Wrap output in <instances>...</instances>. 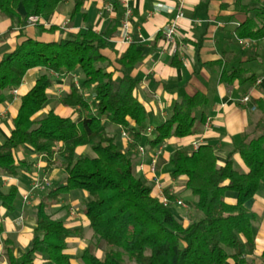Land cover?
Masks as SVG:
<instances>
[{"label":"trees","instance_id":"trees-1","mask_svg":"<svg viewBox=\"0 0 264 264\" xmlns=\"http://www.w3.org/2000/svg\"><path fill=\"white\" fill-rule=\"evenodd\" d=\"M61 1L0 0V14L11 21L8 31L14 25L23 29L31 16L50 15ZM75 2L73 12L81 4L79 0ZM233 4L244 15L234 27L235 36L248 41L264 38V3L234 0ZM227 5L221 3L220 7ZM112 34L113 29L99 33L86 29L73 38L58 41L26 38L0 60V103L7 99L8 91L21 83L29 69L44 70L19 98L10 135L0 144V174H17L18 167L26 162L17 161L14 152L24 146L43 155L46 167L59 161L66 172L64 183L47 188L46 196L35 206L29 248L16 256L12 240L3 239L7 264H30L36 254L45 256L49 264H71L66 252L67 239L78 232L53 218L47 202L77 189L88 196L83 211L93 236L105 244L102 257L85 249L80 256L81 264H226L229 259L231 264H264V249L258 261L249 259L255 247V214L246 207L259 186L264 185V99L254 102L259 116L235 148L245 172L234 168L231 154L223 165H218L214 147L209 144H200L193 150L179 147L171 154V175L184 177L185 189L195 197L192 205L203 215L185 224L153 194L147 180L134 174L132 159L103 126L106 121L120 127L131 138L132 145L138 143L148 127L146 109L134 94L138 79L127 73L140 60L141 52L136 40H132L119 58L122 75L114 77L112 71L106 70L108 59L101 52ZM77 70L82 74L79 86L71 82L60 103L78 109L80 118L60 116L53 110L36 116L48 100L47 89L53 81L50 72ZM234 80L253 83L255 75L242 65L223 67L220 81L230 84ZM85 90L92 91L90 100ZM206 103L207 97L201 92L184 95L174 103L164 122L153 129L148 139L150 146L171 137L191 135L196 121L193 112ZM87 144L95 156L77 155L76 149ZM227 192L234 193L233 204L225 201ZM16 195L14 185L6 192L0 188V204L12 209ZM167 198L170 204L172 196Z\"/></svg>","mask_w":264,"mask_h":264},{"label":"crops","instance_id":"crops-1","mask_svg":"<svg viewBox=\"0 0 264 264\" xmlns=\"http://www.w3.org/2000/svg\"><path fill=\"white\" fill-rule=\"evenodd\" d=\"M79 1L81 4L76 12H73L75 0H62L53 13L36 17L34 22L29 20L23 29L14 25L8 31L11 21L0 14V60L6 53L12 51L17 43L26 38L49 42L73 38L78 31L86 29L98 33L113 29L112 36L101 52L108 59L106 70L112 71L114 77H120L122 75L119 69L120 55L132 40H136L141 58L127 69V73L138 79L134 94L146 109L147 119L151 123L147 126L151 131H145L138 143L132 145V141L129 142L123 137V130L116 126L120 130L121 142L115 141V143L126 154L127 151L132 154L127 155L132 159L134 174L147 180L156 197L158 189L154 179L158 180L166 197L172 196L170 207H181L191 215L192 213L189 212L191 208L188 205L184 207L174 203V200H181L179 194L182 190H188L185 189L184 177L171 175L169 158L176 148L193 150L191 145L193 142L199 145L209 144L214 147L218 165H223L228 154H231L233 164L235 162L239 168L246 171L235 148L243 139L244 132L259 116L254 102L264 99V38L248 41L235 36L234 27L244 19V15L235 10L234 0ZM260 1L264 3V0ZM221 3L228 5L221 8ZM19 10L23 11L21 6ZM126 10L129 12L127 16ZM177 11H180L182 16L176 20L174 40L165 42L162 39V31L175 17ZM124 17L128 21L130 40H126L123 36L121 22ZM51 26L54 28L48 30ZM238 65H242L255 75L253 83H239L234 80L230 84H225L220 81L223 67L229 69ZM43 71L39 67L29 69L21 83L14 88L15 92L8 91L7 99L0 103V144L10 135L20 96L34 85ZM50 75L53 81L47 89V103L36 113V116H43L49 110H53L60 116H70L78 120L81 112L62 105L60 98L69 90L71 82L78 87L80 81L75 73L50 72ZM196 92L205 94L207 103L197 108L192 134L183 138L171 137L156 146H150L148 139L153 129L170 115L174 103L184 95ZM85 93L90 100L92 91L85 90ZM244 96H248V101L241 100ZM155 121L158 124L153 126ZM105 122L103 121V126ZM139 142L144 144L143 153L137 150V146L141 145ZM84 147L85 145L79 146L76 154L88 156L83 150ZM159 147L160 153L155 155ZM14 156L17 161L26 162V166L21 164V171L19 173L17 171L14 176L0 174V188L3 192H6L10 185H14L17 194L19 193L18 202L14 199L12 209L7 210L0 204V264H7L3 255V239L12 240L16 256H20L30 246L35 206L46 196V189H31L32 178L36 172L45 173L50 177L49 187L56 186L54 180L60 182L57 186L62 185L66 177V172L59 161L46 167L43 155L40 157V154L34 153L27 146L19 147L14 152ZM94 156L95 154L88 157ZM154 156L155 168L152 171L151 163ZM74 191L61 194L69 197L65 200L57 199V203L56 200L47 202V210L53 218L62 221L65 227L77 230L76 235L67 239L66 252L71 257V264H81L77 259L78 257L80 259L85 249H89L97 257H102L105 244L93 236L84 214V203L88 200L86 192L81 190L82 194H75ZM24 195H27L26 200L23 199ZM80 200L83 202L82 206ZM225 201L233 204L234 195L228 196ZM246 207L255 214L253 221L255 247L249 259L258 261L264 249V185L259 186L255 195L246 202ZM29 210H32V213ZM187 214H183L185 218ZM197 218H201L200 214ZM231 263L230 259L226 262V264ZM30 264H49V261L45 256L36 254Z\"/></svg>","mask_w":264,"mask_h":264},{"label":"built area","instance_id":"built-area-1","mask_svg":"<svg viewBox=\"0 0 264 264\" xmlns=\"http://www.w3.org/2000/svg\"><path fill=\"white\" fill-rule=\"evenodd\" d=\"M124 1V0H123ZM128 10L125 11V14L126 16L128 15ZM182 14L180 11H177L175 17L167 24V26L165 27V29L162 31V39L163 41L165 42H173L174 40V36H175V33H176V20L181 17ZM36 16H31L29 18V20L31 22H34L36 21ZM127 18L124 17V19L122 20L121 22V28L123 29L124 33H123V36L126 40H130V35L128 33V23H127ZM12 92H15L14 89H12ZM248 96H244L242 97V101L243 102H246L248 101ZM151 131V128L147 127L146 128V132H150ZM123 137L125 139H127L129 142L132 141L131 138L129 136H127L124 132L122 133ZM192 149H196L199 144L196 143V142H193L192 144ZM137 150L138 152L140 153H143L144 152V148L143 146H137ZM158 153H160V147L157 149V151L155 152V155H157ZM42 155L40 154V157ZM154 159L152 160V163H151V170L153 171L154 168H155V156L153 157ZM141 166V165H140ZM154 184L156 185L157 189H158V194H157V198L161 201V203L164 205V206H168L169 205V200L168 198L162 193V190H161V185L159 184L158 180L157 179H154ZM51 185L50 183V180L49 178L46 176L45 173L43 174H40L38 172H36V174L34 175V177L32 178V183H31V189H40V190H44V189H47L49 186ZM27 198V195H24L23 196V199L26 200ZM174 203L177 205V206H184L186 207V205L179 199L177 200H174Z\"/></svg>","mask_w":264,"mask_h":264},{"label":"rangeland","instance_id":"rangeland-1","mask_svg":"<svg viewBox=\"0 0 264 264\" xmlns=\"http://www.w3.org/2000/svg\"><path fill=\"white\" fill-rule=\"evenodd\" d=\"M75 76H76V78L78 79V81H81L82 80V74H81V72L79 71V70H77L76 72H75ZM196 112H197V109H195L194 110V115L196 116L197 114H196ZM63 115H65V114H63ZM147 124H151L149 121H148V119H147ZM158 124V122H154L152 125L153 126H156ZM104 126H105V129L107 130V132L109 133V134H111L112 136H114L115 137V141L116 142H121L120 141V130L116 127V126H114V125H111V124H109V123H107V122H105L104 123ZM96 139H95V137H91V141L92 142H94ZM141 142V141H140ZM139 142V143H140ZM121 144V143H120ZM142 146L144 145L143 143H140ZM83 150H85V152H87L86 153V155H88V156H93L94 155V153L92 152V149H91V147H90V144H87V145H85V147L83 148ZM147 150V149H146ZM147 152V151H146ZM127 154H129L130 156L132 155L130 152H128L127 151ZM233 166H234V168L235 169H237L238 171H240V172H244V170L243 169H241V168H239V166L237 165V164H235V162H234V164H233ZM21 171V167L19 166L18 167V173ZM28 175H30V174H28ZM27 175V176H28ZM49 177V176H48ZM183 178V177H182ZM49 179H50V177H49ZM56 186L58 185V184H60V182H58V180H54V182H53ZM6 189H7V187L6 188H4V190L6 191ZM75 192V194H82L81 193V190H75L74 191ZM70 195V194H69ZM180 198H181V201L186 205V207H187V205L191 208V211H189V212H191L192 214L190 215V213L189 214H187L188 213V211L187 212H185V209H182L181 207L180 208H177L176 206H171L170 207V209H171V211H172V213L174 214V216L177 218V219H179V220H181V221H187V222H192V221H197L198 219H200V218H197V216H198V214H200V216L202 217L203 215H202V213L201 212H199V211H197L194 207H193V202L195 201V197L189 192V191H181L180 192ZM233 196L234 195V193L233 192H227L226 193V195H225V199L228 197V196ZM68 196L67 195H61V196H59L57 199H58V201H61L62 199H66ZM69 198V197H68ZM18 199H19V193L17 194V196H16V198H15V202H18ZM57 200H56V202L55 203H57L58 202ZM80 205L82 206L83 205V202H82V200H80ZM29 212L30 213H32V210L30 211L29 210ZM184 213H186L187 214V217L185 218L184 217ZM34 214V213H33ZM28 248H29V246H28ZM27 248V249H28ZM78 262L79 263H81V261H80V259H79V257H78ZM73 261L75 262V259L73 258Z\"/></svg>","mask_w":264,"mask_h":264}]
</instances>
